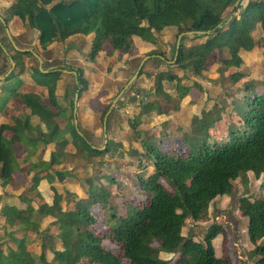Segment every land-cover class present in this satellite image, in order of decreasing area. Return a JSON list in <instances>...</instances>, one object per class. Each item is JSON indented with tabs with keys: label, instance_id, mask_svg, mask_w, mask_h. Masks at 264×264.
Wrapping results in <instances>:
<instances>
[{
	"label": "trees",
	"instance_id": "obj_1",
	"mask_svg": "<svg viewBox=\"0 0 264 264\" xmlns=\"http://www.w3.org/2000/svg\"><path fill=\"white\" fill-rule=\"evenodd\" d=\"M237 1L16 0L9 14L38 31L39 43L44 49L51 42H63L74 35L94 34L89 55L91 60L108 48L112 53L130 54L134 48L133 36L152 41V31L159 33L169 27H175L178 35L189 31H212L211 35L203 36L206 37L205 42L197 46L186 47L187 36L180 40L176 68L200 75L205 65L212 62L215 51L227 50L230 55L227 59H219L222 67L239 69L242 65L239 51L253 50L252 32L257 26L264 38V0H246V5H242L243 0H240L235 7ZM230 11L238 14L228 21L225 28V16ZM175 47L176 43L174 55ZM148 56H157L160 60L158 56L162 54L151 52ZM3 57L8 64L4 54ZM34 74L37 83L46 88L47 99L43 102L36 95H17L15 108L19 111L24 106L30 112L18 113L12 119L13 125L0 126V183L9 184L16 190L23 187L27 194L32 195H26L25 208L9 204L0 208V216L4 220L0 264H78L80 257L85 258L87 264H122L119 256L103 248L102 243L106 239L119 246L128 264H171L159 257L160 252L177 255L173 264H231L227 256L215 257L212 242L218 235L225 236L221 224L213 221L200 241L194 240L192 234L183 236L181 231L186 220L206 222L211 202L219 196H233L237 179L247 185L248 173L255 178L264 174V94L252 92L253 83H246L248 95L232 107L237 122L229 123L227 139L207 141L210 130L220 122L224 111L223 107L214 106L210 120H193L192 134L183 137L185 151L182 154L177 149L172 151L173 155H166L152 141L142 140L144 153L141 156L148 160L146 166L150 162L152 171L146 177L142 174L136 177L146 195V202L126 205L125 215L119 216L116 208L108 202L109 192H96L90 180H87L90 187L88 198L75 202L72 210H66L57 203L49 205L37 190L42 178H49L54 167L65 164L68 158H74L75 153L92 159L108 154L110 147L107 143L103 150L92 148L74 126L73 96L83 83L81 71L77 72L79 85L74 82L68 95L71 97L69 109L60 106L55 97L54 84L61 71L42 73L36 67ZM142 74L141 68L139 75ZM165 78L177 81L180 100L187 96L191 88L182 86L179 78L170 71L156 75V94L169 100V95L163 91ZM243 78L239 71L230 76L233 83ZM140 106L142 114L154 109L158 115L168 112L154 103ZM108 108L103 110L102 120ZM31 116H37L45 123L48 132L44 137L37 136L35 127L30 125ZM49 143L56 144L51 159L43 161L39 154L35 161L24 160L25 166L21 170L28 175L32 173V176L24 185L15 184V148L35 155L38 151L42 153ZM68 144L75 153L66 151ZM110 181L113 183L114 178ZM96 204L102 212L109 211L110 217L105 223L107 232L102 234L93 229L97 217L91 215V207ZM239 211L247 219V235L254 246L248 257L255 259L253 264H264V198L261 201L239 198ZM46 219L52 225L71 221L77 224L75 227L64 225L63 231L52 236L49 229H41ZM16 233H21V236L17 237ZM29 235L40 237L39 255L29 251ZM55 237L61 242V250L53 248ZM154 243L159 244L158 247ZM50 250L53 262L46 258V252ZM238 264L247 263L240 259Z\"/></svg>",
	"mask_w": 264,
	"mask_h": 264
},
{
	"label": "rangeland",
	"instance_id": "obj_2",
	"mask_svg": "<svg viewBox=\"0 0 264 264\" xmlns=\"http://www.w3.org/2000/svg\"><path fill=\"white\" fill-rule=\"evenodd\" d=\"M69 1V0H66ZM242 5H246V0L242 1ZM238 13L230 11L225 16V27L228 21ZM226 28V27H225ZM177 29L169 27L161 32L152 31L153 40H141L142 45H138L139 55L133 60H130V54H137V51L132 50L130 54L118 53L119 58L113 61L110 56L113 54L109 48L104 50L105 54L99 63H103L101 71L97 74L96 84L98 87L107 90L105 99L108 100L110 106L124 88L126 83L133 77L140 63L145 57H149L144 61L142 66V75H137L131 85L124 91L120 98L116 101L111 112L108 115V130L107 142L109 143L110 152L101 157L87 159L80 154L75 153L74 148L68 145L67 151L75 153L74 158H68L65 166L60 169L62 173L56 174L53 179V184L43 182L40 186L44 200L48 203H57L66 210L74 209L75 202L86 200L89 196V185L87 180H90L96 192H109L108 202L114 206L119 216L125 215L126 205H140L146 202V195L141 191L138 178L136 176H148L152 167L147 159L141 156L144 153L142 140L152 141L159 147V150L166 155H173L172 151L180 149L182 154L185 151L183 137L190 136L193 132V120L195 118L211 119L210 112L214 111V106L223 107L224 111L221 114V120L215 124V127L210 130L208 142L227 139V128L230 122H237V117L232 112V107L236 101H244V97L248 95L246 83H253L252 92L264 94V38L259 26L252 32V38L255 42V47L250 52L239 51V56L242 59V65L237 68H225L219 63V59H227L230 57L227 50L216 52L210 64L205 65L200 75H195L192 71L181 72L176 68L174 58V45L177 41ZM134 37V36H133ZM137 37V36H136ZM185 40L186 47H193L205 42L206 37L203 36H187ZM133 40V38H132ZM139 43L138 40H136ZM134 44V43H133ZM151 52L162 54V61L157 56H148ZM68 51H66V54ZM62 52L50 54L44 52V69L47 68H65L70 71L72 68L82 66L83 57L77 56L69 60V64L65 63L67 55L62 58ZM58 57V58H57ZM98 59V58H97ZM111 59V60H110ZM50 60V62H49ZM79 60L81 63H79ZM113 61V62H112ZM35 65L36 62H34ZM128 64L129 69L126 71L123 68ZM80 65V66H79ZM109 66L107 71L105 67ZM170 71L176 75L182 86L190 87V91L186 97L179 99L176 90V80L170 81L166 78L163 80V91L169 95V100L164 99L155 92L156 75L160 72ZM239 71L244 75V78L238 83H233L230 79L231 74ZM74 83L72 75H67L62 82L67 89L71 90ZM6 87V86H5ZM61 88L59 89L60 92ZM69 95V94H68ZM3 101V96H0V103ZM78 102V101H77ZM154 103L167 109V113L158 115L157 110H151L142 114L140 104ZM68 105V102H66ZM96 123L97 137L89 130H84L86 137L96 148H103L105 138L102 130V119ZM134 123V126L132 125ZM142 166H146L143 170ZM58 171V170H57ZM57 173V172H56ZM64 174V177L62 176ZM61 175V176H60ZM114 178V182L110 181ZM27 180V178H26ZM55 180V181H54ZM247 185L237 179L234 182L235 194L231 197L219 196L208 207L207 220L203 223L209 225L213 221L221 224L225 231V236L218 235L214 244L215 257L218 259L227 256L231 264H238V260L242 259L247 264H253L255 259L249 258L248 253L253 250L254 246L250 243L247 232V219L242 217L239 211V198L247 197L250 201L264 198V174L259 178H255L252 173L247 174ZM168 190L170 187L161 181ZM3 185V184H2ZM5 190L4 186H1ZM10 191L9 186L6 188ZM18 190V189H17ZM22 192L17 191L16 194ZM24 193L27 197L32 196ZM22 194L25 201L14 200L7 193L0 196V208L6 202L16 203L18 207L24 208L26 195ZM66 194V195H65ZM25 195V196H24ZM3 197H6L2 203ZM64 199V200H63ZM91 215L97 217V223L93 229L97 233L107 232L106 224L109 219V211L102 212L98 204L91 207ZM3 218L0 216V237L4 232ZM186 220L183 225L181 234L190 236V232L194 233L196 240L200 241L204 235L205 226L191 227ZM41 229H49L52 236H56L60 231H63L64 225L67 227H75L76 222H67L65 224L52 225L51 221L46 219L43 221ZM238 225V232L235 227ZM196 228V229H195ZM245 233V234H244ZM17 237L21 233H16ZM28 249L34 255L40 253V237L29 235ZM5 239V237H4ZM158 247L159 244L154 243ZM54 249L61 250L62 245L58 238L54 239ZM104 249L113 252L120 257L122 264H128V261L123 257L118 245L104 240L102 243ZM245 251L242 256V251ZM164 253V252H163ZM163 253H159V257L163 260H169L171 264L177 259V255L164 258ZM48 261L53 262L52 251L46 252ZM78 264H87V260L80 257Z\"/></svg>",
	"mask_w": 264,
	"mask_h": 264
},
{
	"label": "crops",
	"instance_id": "obj_3",
	"mask_svg": "<svg viewBox=\"0 0 264 264\" xmlns=\"http://www.w3.org/2000/svg\"><path fill=\"white\" fill-rule=\"evenodd\" d=\"M15 3L16 0H0V48L2 50V54H0V96L1 95L3 96V101L2 103H0V126L13 125L12 119L15 116H17L18 113L23 112L24 114H26L30 112V109L24 106L23 107L21 106L19 111L15 108V106L18 104L17 95H21V94L36 95L40 97L43 102L47 99L48 94L46 88H44L43 84L37 83V76L34 74V68L37 67V69L40 71L39 62L36 58L37 55L42 60V67H41L43 70L42 73H44V70L47 72L61 71L59 80L54 84V88H55L56 101L62 107H66L69 109V106L66 105V102L69 103V99H71V97H68L70 89H67L64 85H62V82L64 81L67 75H72L74 82L78 84L77 72L81 71L82 74L81 78L83 83L82 85L79 86V89L75 92L73 96V103H74L73 113H72L74 117L73 123L75 126V120H76V126L80 131V133L82 134L80 136L84 137V139L87 141L88 144L91 145L92 148L100 149V148H96L93 144H91V142L89 141V137H86L83 132L85 129L89 130L91 131V133L94 134V136L97 137L96 118L100 120L103 110H105L108 106L110 107L108 100H106L105 99L106 97H104L106 95L105 93L107 92V90L106 89L104 90L102 86L101 88L98 87L96 84V78L98 76L97 74L100 73L101 66H103V63H99L100 62L99 60L103 59L105 51L100 52L94 60L90 59L89 55L93 43L92 41H94L95 38L94 34H89L87 36L74 35L64 40L63 42H56V41L51 42V44H49L45 49L42 48L39 43L38 31L29 27L26 22L22 21L18 17L11 16L9 14L10 8ZM136 40H138L139 43H137ZM141 40L142 39L140 37H135V36L133 37V41H134L133 50L137 51V54L135 53H133L134 55L130 54L129 56L130 60H133L136 57H138L139 55L138 45L144 44L142 43ZM56 51L57 52L60 51V53L62 52L63 54L62 58H64L65 55L69 54L67 56V59L65 60L66 64H69V60L73 59L74 57L77 56L83 57L84 60L82 66L79 68H72L70 69V71H67L66 67L63 69L61 68L44 69V52L53 54ZM66 51H68L67 54ZM118 53L119 52L113 53L110 56V58L113 61H117V59L119 58ZM3 54L7 58L8 64L6 63ZM10 59L14 61L13 68L11 67ZM81 61L79 60V63H81ZM34 62H37V66L34 64ZM108 67L109 66H106L104 70L107 71ZM122 69H124L125 71L129 69L128 64H126L125 66L123 65ZM10 74L12 75L8 77ZM60 88L61 90L59 92ZM74 111H75V115H74ZM104 118L102 120V130L104 128ZM29 120H30V125L32 127H35L34 131L37 134V136L41 135L44 137V134H47L48 128L45 126V123L42 122L37 116H31ZM106 124H107V118H106ZM106 132H107V127H106ZM68 145L66 146V151ZM40 149H41V145H40ZM55 150H56V144L54 143L47 144L45 149L42 151V153L38 151L35 155H33L32 153H22L20 149L16 147L15 158L17 160V166H16V171L13 174V179L15 184L24 185L30 180L32 176V173L28 175L27 173L21 170L25 166L24 160L35 161L40 156L39 154H41L43 161H49L51 159L52 153ZM63 166H65V164H61L59 166L54 167L53 171H50L49 178L51 177L55 179L56 174L62 173L60 169L63 168ZM35 171L37 172L38 169H36ZM62 176L64 177V174H62ZM47 178L48 177L42 178L37 187V190L39 191L43 199H44V195L42 194V191L40 189L41 184L43 182L47 184L50 183L51 185L53 184V180ZM1 186L4 187L6 186L5 190H3ZM8 186L10 188V191L6 189ZM17 191H20L22 193L16 194ZM24 191L25 190L23 187L16 190L9 184L2 185V183H0V196L3 195V193H7L9 196L7 198H11L16 201L17 200L24 201V198L22 197V194H25ZM5 199L6 197H3L2 203L5 202ZM44 201L48 203L46 199ZM6 204L15 205L16 207H18L16 203H13V200L11 203L10 202L4 203V205ZM48 204L52 205L50 203ZM187 223H189L192 228L201 225L205 226L202 227L204 228V230H206L207 227L210 225V224L209 225L205 224L207 222L203 223V222L187 221ZM238 228L239 227L237 225L235 227L236 233L238 232ZM246 232H247V225H246ZM190 233L194 235L193 232ZM193 239L196 240L195 236H193ZM214 240L212 242L213 247L215 244ZM244 253L245 251L243 250L242 251L243 257H245ZM172 255L174 254L163 253L164 258H168V256H172Z\"/></svg>",
	"mask_w": 264,
	"mask_h": 264
},
{
	"label": "water",
	"instance_id": "obj_4",
	"mask_svg": "<svg viewBox=\"0 0 264 264\" xmlns=\"http://www.w3.org/2000/svg\"><path fill=\"white\" fill-rule=\"evenodd\" d=\"M239 2H240V0H238L236 3H235V7H237V5L239 4ZM212 34V31H196V32H194V31H189V32H184V33H181V34H179L178 35V37H177V41H176V50H175V57H174V59H173V62H175L176 61V56L178 55V49H179V47H180V40L182 39V37H184V36H208V35H211ZM160 59H162L163 60V58L162 57H160V56H158ZM36 58H37V60H38V62H39V69H40V71L41 72H43V70H42V60L36 55ZM149 57H145L144 59H143V61L140 63V65H139V67H138V69H137V71L135 72V74L133 75V77L126 83V85L124 86V88L120 91V93L117 95V97L115 98V100L113 101V104L109 107V110L107 111V113H106V116H105V118H104V128H103V133H104V137H105V141H104V143L106 144L107 143V139H106V137H107V134L105 133L106 132V118H107V116H108V114L110 113V111L112 110V108H113V106L115 105V103H116V101L120 98V96L124 93V91L128 88V86L129 85H131V83L133 82V80L137 77V75H138V73H139V71L141 70V68H142V66H143V64H144V61L145 60H147ZM10 63H11V67L13 68L14 67V61L12 60V59H10ZM47 71H45L44 70V73H46ZM74 115H75V111H74ZM75 126H76V120H75ZM76 130H77V133L79 134V135H82L81 133H80V131L78 130V128H77V126H76ZM105 147H103V148H100V149H98V150H103Z\"/></svg>",
	"mask_w": 264,
	"mask_h": 264
}]
</instances>
